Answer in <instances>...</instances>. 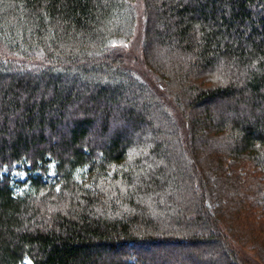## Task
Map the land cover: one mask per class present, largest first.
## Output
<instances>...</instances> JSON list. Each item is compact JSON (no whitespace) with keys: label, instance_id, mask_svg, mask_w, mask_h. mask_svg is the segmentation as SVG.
Instances as JSON below:
<instances>
[{"label":"trees","instance_id":"trees-1","mask_svg":"<svg viewBox=\"0 0 264 264\" xmlns=\"http://www.w3.org/2000/svg\"><path fill=\"white\" fill-rule=\"evenodd\" d=\"M27 260L264 264V0H0V264Z\"/></svg>","mask_w":264,"mask_h":264},{"label":"rangeland","instance_id":"rangeland-1","mask_svg":"<svg viewBox=\"0 0 264 264\" xmlns=\"http://www.w3.org/2000/svg\"><path fill=\"white\" fill-rule=\"evenodd\" d=\"M138 35H134L130 42L126 44L125 50L121 49L119 51H122L123 57L126 58V61L129 62V66L134 67V69H141L142 71H145L144 65L142 64V58L138 57L139 53L141 51V40ZM25 173L22 172L21 175L23 176ZM29 260H27L28 262Z\"/></svg>","mask_w":264,"mask_h":264},{"label":"snow or ice","instance_id":"snow-or-ice-1","mask_svg":"<svg viewBox=\"0 0 264 264\" xmlns=\"http://www.w3.org/2000/svg\"><path fill=\"white\" fill-rule=\"evenodd\" d=\"M27 264H32V262L29 260V261L27 262Z\"/></svg>","mask_w":264,"mask_h":264}]
</instances>
